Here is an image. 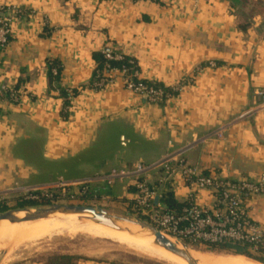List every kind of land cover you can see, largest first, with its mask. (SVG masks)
I'll list each match as a JSON object with an SVG mask.
<instances>
[{"label":"crops","instance_id":"1","mask_svg":"<svg viewBox=\"0 0 264 264\" xmlns=\"http://www.w3.org/2000/svg\"><path fill=\"white\" fill-rule=\"evenodd\" d=\"M0 7L19 12L0 56V87L20 99L0 97V194L154 166L168 154L233 181L264 175V110L245 116L264 91V0H0ZM106 50L132 58L142 80L176 94L149 104L117 73L95 90L93 55ZM51 60L62 68L59 87L77 92L68 106L50 87ZM163 174L119 182L105 200L130 211L144 180L156 203L171 194L184 206L189 186L178 177L161 185ZM194 193L200 208L215 205L211 190ZM244 207L264 240V193L246 195Z\"/></svg>","mask_w":264,"mask_h":264},{"label":"built area","instance_id":"2","mask_svg":"<svg viewBox=\"0 0 264 264\" xmlns=\"http://www.w3.org/2000/svg\"><path fill=\"white\" fill-rule=\"evenodd\" d=\"M18 11L0 7V56L6 49L11 25ZM108 60H122L121 55L106 54ZM56 74V71H53ZM122 77L124 86L129 92L141 97L145 102L162 106L174 97L178 89L166 90L164 87L147 86L142 83L140 72L136 70L129 75L127 70L105 71L103 76L93 83L95 90H103L112 80L113 74ZM137 80V83L134 82ZM260 103L250 109L245 116L264 110V91L258 93ZM0 97H6L18 102L19 93L16 90L0 87ZM220 138L221 133L217 132ZM161 168L164 172L160 178L161 185H170L175 178L182 179L189 186L192 193L186 204L180 210H173L159 202L156 203L157 191L146 181L136 183L137 196L134 204L128 208L138 218L145 219L158 229L183 242L192 244L205 242L221 244L233 242L246 244L251 252H259L264 245L262 232L253 222L244 207V197L248 194L261 195L264 193V175L256 181H233L215 175L204 174L186 164L181 154H168L154 166H137L133 169L111 170L106 174H98L81 180H66L59 178L52 184L36 188H16L13 193L21 195L26 200H67V204L84 205L89 202L91 187L105 185L112 188L119 182L137 179L152 170ZM45 190L43 194L39 191ZM195 190H211L214 192L215 205L210 209L200 208L194 200ZM51 191H56L54 195ZM54 199V200H53ZM7 196L0 194V208L6 205Z\"/></svg>","mask_w":264,"mask_h":264},{"label":"rangeland","instance_id":"3","mask_svg":"<svg viewBox=\"0 0 264 264\" xmlns=\"http://www.w3.org/2000/svg\"><path fill=\"white\" fill-rule=\"evenodd\" d=\"M39 192L43 194L46 191L40 190ZM51 192L56 195V191ZM20 196L21 195H16L14 198L8 197L5 202L6 205L0 208V213L23 206L21 202L18 201L19 199H24ZM105 199L104 196L101 199H88L90 201L84 202V205L101 206L109 214L120 218L129 217V214H131L121 203H114L111 200ZM55 201L56 200L36 207L53 204ZM66 201L67 200H57L58 203L62 204H67ZM138 219L149 224L145 219ZM58 220H62V218H58ZM162 233L174 241L179 240L183 242L180 238L173 237L164 232ZM188 246L194 248L192 244H188ZM198 251H200L199 253L201 254L211 255L210 257L221 260L226 264H234L236 262L234 259H237L231 255H215L207 254L201 250ZM252 254L264 258V253L252 252ZM55 255H70L92 261L110 262L111 264H172L155 254L137 251L110 240L97 239L84 234L68 235L58 230L49 231L32 240L21 243L5 242L3 248L0 250V264H48V258ZM240 258L247 263L257 264L252 262L253 260H246V257Z\"/></svg>","mask_w":264,"mask_h":264},{"label":"bare ground","instance_id":"4","mask_svg":"<svg viewBox=\"0 0 264 264\" xmlns=\"http://www.w3.org/2000/svg\"><path fill=\"white\" fill-rule=\"evenodd\" d=\"M24 216V213L18 215L19 218H24ZM58 218H62V220H58ZM88 218L89 217L78 215H57L49 219L36 222L9 223L4 221L0 224V250L3 248V244L5 242L21 243L32 240L49 231L58 230L63 231L68 235L84 234L97 239L110 240L137 251L155 254L165 261L171 262L172 264H187L183 260L154 245V237L143 232L139 227H134L131 225L124 226L127 230L138 234L137 238H133L127 234L108 228L98 222L89 220ZM168 240L182 249V247L174 240L169 238ZM210 256L211 255L208 256L199 252L192 253V257L198 264H226L225 262ZM236 258L237 259H234L236 260L234 264H250L246 261H243L240 257Z\"/></svg>","mask_w":264,"mask_h":264},{"label":"trees","instance_id":"5","mask_svg":"<svg viewBox=\"0 0 264 264\" xmlns=\"http://www.w3.org/2000/svg\"><path fill=\"white\" fill-rule=\"evenodd\" d=\"M233 5H238L242 3L243 0H228ZM112 54V55H118L110 50H106L105 52L101 53H95L93 55V60L96 63V69L94 71L93 77H92V85L94 82L98 80V77L103 76L105 74V71L111 72V71H121V70H127L128 74L131 75L133 72L138 70V66L135 60L132 58L122 56V60H108L106 58V54ZM47 69H48V78L50 87L52 89H58L60 90L62 96L66 100V106L70 104L71 97L73 95H76L77 92L73 91L68 92L62 90L59 85L61 81V72L62 68L59 62L57 61H48L47 62ZM53 71H56V74H54ZM134 82L137 83V80H134ZM143 84L147 86H154V87H162L160 84L149 82V81H142ZM106 186H94L90 189L89 199H100L101 197L105 196L107 192ZM18 201L21 202L23 206L16 207L15 209H22V208H28V207H36L43 204L51 203L52 200H40V201H30L26 199H19ZM164 204L173 210H180L183 206L178 205L173 196L171 194H166L165 199L163 197ZM4 207V206H3ZM185 244H192L188 241L184 242ZM194 248L197 250H201L207 254H215V255H234V256H243L250 260H253L257 263L264 264V258H261L259 256H255L252 254L251 250H249V246L246 244H240V243H233V242H224L221 244H210L205 242H197L192 244ZM259 253H263V247H261ZM48 264H79L81 261H89V259H83L76 256H70V255H55L48 258ZM45 264V263H43Z\"/></svg>","mask_w":264,"mask_h":264},{"label":"water","instance_id":"6","mask_svg":"<svg viewBox=\"0 0 264 264\" xmlns=\"http://www.w3.org/2000/svg\"><path fill=\"white\" fill-rule=\"evenodd\" d=\"M21 213L25 214L24 218L18 217V215ZM57 215H78L89 217V220L98 222L108 228L127 234L133 238H137L138 234L127 230L124 226L131 225L134 227H139L143 232L148 233L150 236L154 237V245L183 260L187 264H198L192 257L193 252H200L197 249H194L187 244L177 240L175 242L182 247V249H180L176 244H173L170 240H168L169 237L165 236L151 224L140 221L134 214L131 213L129 214V217L120 218L109 214L101 206L95 207L92 205L53 203L41 207L14 209L4 213H0V224L4 221L9 223L36 222L44 219H49Z\"/></svg>","mask_w":264,"mask_h":264}]
</instances>
